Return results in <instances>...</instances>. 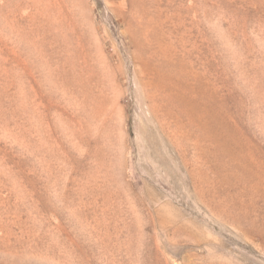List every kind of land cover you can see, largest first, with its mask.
<instances>
[{"label":"rangeland","instance_id":"rangeland-1","mask_svg":"<svg viewBox=\"0 0 264 264\" xmlns=\"http://www.w3.org/2000/svg\"><path fill=\"white\" fill-rule=\"evenodd\" d=\"M0 264H264V0H0Z\"/></svg>","mask_w":264,"mask_h":264}]
</instances>
